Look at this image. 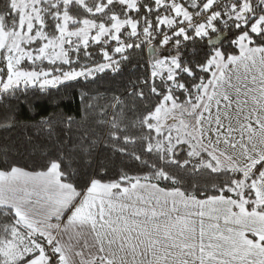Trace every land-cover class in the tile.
<instances>
[{"label":"snow or ice","instance_id":"snow-or-ice-1","mask_svg":"<svg viewBox=\"0 0 264 264\" xmlns=\"http://www.w3.org/2000/svg\"><path fill=\"white\" fill-rule=\"evenodd\" d=\"M0 264H264V0H0Z\"/></svg>","mask_w":264,"mask_h":264},{"label":"trees","instance_id":"trees-1","mask_svg":"<svg viewBox=\"0 0 264 264\" xmlns=\"http://www.w3.org/2000/svg\"><path fill=\"white\" fill-rule=\"evenodd\" d=\"M74 106V105H73Z\"/></svg>","mask_w":264,"mask_h":264}]
</instances>
